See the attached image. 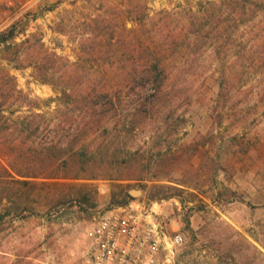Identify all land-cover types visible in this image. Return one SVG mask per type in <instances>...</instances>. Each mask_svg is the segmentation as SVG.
<instances>
[{
	"label": "rangeland",
	"instance_id": "1",
	"mask_svg": "<svg viewBox=\"0 0 264 264\" xmlns=\"http://www.w3.org/2000/svg\"><path fill=\"white\" fill-rule=\"evenodd\" d=\"M211 1L221 2L0 0V32L18 23L17 42L38 34L49 49L70 60H89L93 57L89 55L87 45L95 39V34H91V27L85 21L89 23L90 19L100 16L107 23L116 19L132 28L137 23L128 17V10L134 9L137 15L138 9L151 18L150 28L154 35L160 29L175 32L185 23L187 26L192 12H198ZM256 1L241 0V4L249 6ZM257 17L256 20L252 15L242 18L240 30L233 32V40L221 54L207 52L196 61L192 69L204 74L192 77L188 74L193 91L199 92V97L180 108L178 114L183 115V121L170 122L171 128L167 131L163 128L153 130V126H148L137 140H127V148L132 153L115 162H126L127 171L124 173L132 179L94 180L92 183L97 187V193L93 194V199L88 202L73 199L53 205L47 195L60 199L66 188H53L52 191L37 188L27 195L24 187L11 182L12 178L0 169V190L5 185L15 189L20 187L19 192L7 198L0 196V214L6 215L0 224V264H85L90 255L87 230L110 210L125 206L153 211L165 222L169 232L185 234V242L173 252L162 254L157 264H264L263 257L255 254L252 248L239 246L242 234L264 253V98L256 93L257 86L264 80V10ZM258 21L259 27H251ZM105 47L103 45L99 50ZM5 51H8L6 57H11L13 49L7 50L4 46L0 47V57L7 53ZM16 63H21L19 69L15 68ZM93 65L98 66L97 63ZM0 67L16 78L18 88L35 99L37 102L33 105L38 106V109L20 106L13 97L4 108L5 115L15 119L31 111L51 112L59 106L58 92L53 85L39 81L33 66L26 60L10 62L1 59ZM169 68L177 71L174 64ZM243 69L246 73L239 80L238 75ZM223 77L233 86L226 103L227 114L221 123L217 122L215 133L225 136V141L231 144L240 143L246 148H223L219 170L211 176L212 181L202 182L198 189L157 180L158 175L168 173V164L171 168L177 166L173 163L177 155L182 159L180 167H183L173 172L178 179L192 163L196 166L203 157L210 156L203 147L194 154L183 153L182 149L197 139L202 141L198 133L204 135L209 129L210 108L216 105ZM242 117L243 121L237 123ZM12 154L8 144L0 142L1 161L6 164L14 156ZM170 184L179 190L157 187ZM16 205H26L28 210L21 212ZM234 242L238 246L231 249L230 244ZM220 250L230 251L234 256L227 260L217 258Z\"/></svg>",
	"mask_w": 264,
	"mask_h": 264
},
{
	"label": "trees",
	"instance_id": "2",
	"mask_svg": "<svg viewBox=\"0 0 264 264\" xmlns=\"http://www.w3.org/2000/svg\"><path fill=\"white\" fill-rule=\"evenodd\" d=\"M136 10L137 15L134 9L128 10V17L137 23L132 28L116 19L107 23L100 16L90 19L89 23L85 21L91 27V34H95V39L87 45L89 55L93 57L89 60H70L49 49L38 34L17 42L18 23L0 32V47L13 49L11 57H6L8 51H5L7 53H2L0 60H26L33 66L38 80L53 85L58 92L59 106L53 111H31L12 119L4 114L10 98L14 97L16 104L30 109H38L33 105L37 101L19 89L16 78L0 67V142L8 144L14 155L6 164L0 159V169L12 178L11 182L24 187L27 195L37 188L52 191L63 187L67 190L60 199L47 195V200L53 205L73 199L88 202L97 193L92 181L132 179L124 173L127 171L126 162H115L132 153L127 148V140H137L148 126H153V130L163 128L167 131L171 128L170 122L184 120L178 111L199 97V92L193 91L188 74L191 77L204 74L192 69L196 61L207 52L221 54L233 40V32L240 30L245 15L258 19L260 11L264 10V0L249 6H243L241 0L211 1L198 12H192L187 26L185 23L179 31L162 32L160 29L155 35L150 28L149 15ZM259 24L260 21L251 27H259ZM103 45L106 47L99 50ZM16 64L15 68L19 69L21 63ZM171 64L177 71L169 68ZM245 73L243 69L238 79L241 80ZM263 81L256 91L262 98ZM232 86L230 80H224V77L220 80L216 105L210 108L209 129L204 135L198 133L202 141L197 139L182 149L183 153L194 154L203 147L210 156L203 157L196 166L192 163L178 179L173 172L183 167H180L182 159L177 155L173 161L177 166L171 168L168 164V173L158 175L157 180L198 189L202 182L212 181L213 173L219 170L223 148H246L240 143L231 144L225 141V136L215 133L217 122L221 123L227 114L226 103ZM243 119H237V123ZM19 186L16 189L3 186L0 196L7 198L19 192ZM157 187L179 190L171 184ZM15 208L21 212L28 210L26 205H16ZM5 216V213L0 214V224ZM239 237V246L247 245L264 260V253L256 244L242 234ZM234 246L238 245L235 242L230 244L231 249ZM233 256L230 251L220 250L217 258L227 260Z\"/></svg>",
	"mask_w": 264,
	"mask_h": 264
},
{
	"label": "built area",
	"instance_id": "3",
	"mask_svg": "<svg viewBox=\"0 0 264 264\" xmlns=\"http://www.w3.org/2000/svg\"><path fill=\"white\" fill-rule=\"evenodd\" d=\"M87 236L90 255L85 264H157L162 254L173 252L186 238L180 231L169 232L153 211L133 206L96 219Z\"/></svg>",
	"mask_w": 264,
	"mask_h": 264
}]
</instances>
